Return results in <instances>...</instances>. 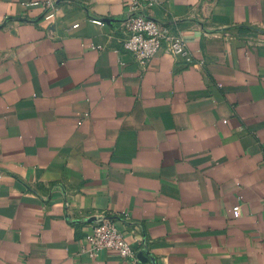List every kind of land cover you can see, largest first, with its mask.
Listing matches in <instances>:
<instances>
[{
    "label": "crops",
    "instance_id": "1",
    "mask_svg": "<svg viewBox=\"0 0 264 264\" xmlns=\"http://www.w3.org/2000/svg\"><path fill=\"white\" fill-rule=\"evenodd\" d=\"M26 1L0 0V264H132L80 253L106 217L153 264H264V0H167L193 61L146 66L126 0Z\"/></svg>",
    "mask_w": 264,
    "mask_h": 264
},
{
    "label": "built area",
    "instance_id": "2",
    "mask_svg": "<svg viewBox=\"0 0 264 264\" xmlns=\"http://www.w3.org/2000/svg\"><path fill=\"white\" fill-rule=\"evenodd\" d=\"M69 0H29L24 2L26 6H40L41 17L45 20H53L61 4ZM167 0H126L125 14L119 21L123 32L120 49L131 53L133 60L140 66H146L152 56L159 50L169 53L174 59L183 58L185 62H192L193 55L188 50L186 41L179 30L166 23L160 22L151 13L153 8L165 9ZM167 13V12H165ZM90 21L96 24L110 22L113 18L90 17ZM79 22L71 24L70 28L78 27ZM264 33L263 30H257ZM91 48L101 49L100 45L90 44ZM119 52V48L115 49ZM201 61V60H200ZM3 171L0 168V179ZM240 204L233 207L234 216H238ZM102 251H112L121 259L132 264H153L140 258L136 253L124 231L117 225L116 219L106 217L90 224L88 231L84 233L80 253L89 257H96Z\"/></svg>",
    "mask_w": 264,
    "mask_h": 264
},
{
    "label": "water",
    "instance_id": "3",
    "mask_svg": "<svg viewBox=\"0 0 264 264\" xmlns=\"http://www.w3.org/2000/svg\"><path fill=\"white\" fill-rule=\"evenodd\" d=\"M139 256H140V254H139Z\"/></svg>",
    "mask_w": 264,
    "mask_h": 264
}]
</instances>
